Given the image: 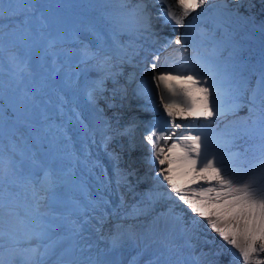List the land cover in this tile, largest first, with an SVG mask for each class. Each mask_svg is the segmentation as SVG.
I'll return each mask as SVG.
<instances>
[{"label":"rangeland","instance_id":"obj_1","mask_svg":"<svg viewBox=\"0 0 264 264\" xmlns=\"http://www.w3.org/2000/svg\"><path fill=\"white\" fill-rule=\"evenodd\" d=\"M147 1L153 29L157 33L155 37L148 39L130 33H127V35L126 31L122 30L124 22L119 24L121 30L119 36L115 33L116 28L113 26L109 27V32L106 34L104 33L105 28L102 29L92 15L89 16L85 8L79 7V4H83L85 7L87 6L86 9H92L95 3L102 2L101 5L103 9L105 8L103 11L100 10L102 14L106 16L107 21L115 22L118 25L116 11L123 9L124 15V11L127 12L131 3L135 5L136 0H128V8L120 6L122 0H27L30 6H25L24 0H0V6L3 8L2 13H0V127L6 129L7 124L18 123L17 126H14L12 133H0V159L3 161L2 167L4 169L3 208L7 206L8 202L21 205L19 208L21 212L15 215L16 219H10L8 213L2 212L0 213V221L4 218L5 223L8 221L14 223L11 233H15L14 236L21 238L23 240L21 242L28 241L23 239V236L28 233L27 228L19 227L23 226V213L26 214L27 211V219L29 220L30 211L24 209L27 204L24 192H17L14 185L17 183L16 181L20 184L23 181L26 182L25 178L29 177L28 175L32 176V173L29 172L34 169L35 178H43L47 172L54 184L56 203L47 202L49 207L58 210L60 208L66 209V212L71 211L72 215L66 220L56 217V220L49 221L45 226L33 227L32 229L35 231L43 230L45 235L42 238L35 237L31 241L44 242L54 234L61 235L67 231L71 220H75L74 222L78 224V219H80L82 223H79V225L82 226L79 233L84 236L79 237L78 233L73 237L69 236L67 241L68 244L72 245L70 248L73 249L76 245L74 242L79 240L76 243L82 247V251L77 252V256L78 253H82L83 257L74 256L78 261L88 260L89 263L93 261L95 264H111L107 255L112 253L116 258H122L123 264H178L180 260H183L184 264L186 262H188L187 264L210 263L212 251L209 248L210 240L208 236L203 238L195 232L196 237L200 236V240L203 239V245L209 250L207 255H202L203 253H200L201 255L198 253V255L196 254L198 251L195 253L193 249L186 248L187 241L184 238L181 241L177 238H180L178 235L182 234L181 230H176L178 224L168 226L169 230L167 231L164 230L163 225L159 224L160 222L155 225L150 223L144 229L142 228L143 223L136 226V222L147 221L150 218L153 221L154 217L167 211L168 208H164L166 207L164 200H169L166 198L157 199L153 207L149 199H146L150 193L155 195L162 192L167 195L168 189L163 190L158 179L155 181L157 166L147 162L150 152L147 153L149 151L148 146L144 144L142 139L145 135L143 133L146 131V125L144 127L140 125V129L137 131V124L142 122L141 119L148 116L149 121L147 123H149L156 115L151 92L138 88L142 85V82H146L152 76V73L145 71V69L152 63L153 56L157 53L158 44L164 41L162 40L164 34L168 33L174 36L175 33L172 34L169 29L172 27L171 24H164L163 21L157 19L159 4L155 0ZM209 3L212 4L211 13L201 18L204 20V24L199 22L196 24L193 19H190L197 14L196 12H199L197 10L186 20L185 26L181 27L180 34L184 37L186 32L188 40L191 42L189 46L185 45L189 49L188 57L192 56L191 53L195 51L194 47L200 50L204 49L206 54L209 53L208 51L211 52V47L199 44L201 41L200 31L196 36L195 33L190 32L191 30L202 28L203 32L208 30L207 34L215 37L218 33L224 35L228 23L233 21H229L227 17L223 16V12L217 13L215 11L223 9H221L223 0H208L204 7H209ZM231 4V0H229V6ZM113 9L114 12L111 11ZM246 9L247 7H244L240 12L245 17L251 16L250 19L247 22L232 24L226 35V37H229V42L225 43L222 49L218 48L221 55L217 57L218 55L209 54L213 57L210 63L222 64L221 60L224 58L225 68L228 70L224 76V80H226L224 87L237 97L236 102L240 104L235 112H228L225 115L230 120L225 119L224 123L239 120V124L243 128V132L237 138L236 147L230 148L232 155H228L229 152L223 154L222 150L228 149V146L218 142H213V150L223 160V164H218V167L228 169L229 172L235 171L238 173L247 172L264 160V122L261 121L259 112V109L264 107V104L259 103L261 98L264 97V83H262V76H264V42L263 45L260 43L261 35L264 36V8L255 7L254 10H251L257 12L260 16L250 12L245 14ZM206 13L207 11L204 12V14ZM214 14H219L221 17V25L217 29L211 21ZM120 17L122 18L121 14ZM112 34L116 35L118 40H115ZM246 35L251 40L247 39L250 44L255 40L256 43L233 49L232 41L235 38H244ZM124 37H127V47L120 48L118 52L117 47H121L119 42ZM97 40L100 42L98 41V43ZM144 40L148 45L144 44V47L137 48L134 55H130V59L134 63L131 67L133 72H130L131 78L129 76L125 77L126 70H120L121 67L117 65L121 58L119 54H123L121 50L126 51L125 55L127 56L134 51V45H142L140 41L143 42ZM117 42L119 45H117ZM112 43L115 44L111 46L114 49L111 52H106L104 49H108L107 47ZM130 44L133 46L130 47ZM85 48L93 51L98 50L101 57L109 56L111 59L104 68H100L99 60L101 57L85 60L82 55V50ZM168 49H163L157 53L160 57L157 63L158 68L161 66L177 68L181 63H184L180 60V57L185 54L179 51V47L170 60L167 57ZM232 53L236 59L234 63L231 62ZM145 55L149 56L148 61L144 59ZM198 57L201 59L200 56ZM198 64L199 62H194L190 64V67L195 68ZM108 65H111V67L109 68ZM95 67L99 68L95 70ZM101 70L102 72H100ZM106 70L115 73L116 76L115 82H111L113 85L109 83L111 89L107 91L105 88L106 92H103L109 100L105 103L98 100L97 104L94 105L88 99L89 92L93 88V86L90 88L89 81L93 79L97 81L98 78H102L105 76L104 72ZM117 72L118 74H116ZM121 72L123 74L122 79ZM200 72L203 74L201 78H208L211 71ZM105 80L108 81V79ZM133 86L137 88V91H133ZM114 89H117L115 93L113 92ZM119 89H125L126 91L122 92ZM254 91L258 101L257 111L250 115L249 109L252 107L250 100ZM158 92L156 97H158ZM108 103L112 106L107 107L106 104ZM226 103H231V100L227 98ZM110 114H114L113 116L116 119L115 121L113 119V122L110 123L111 128H115V124L119 125L121 118L125 128L133 124L136 125L134 131L130 135H125L120 144L113 145L112 140L110 143L112 145L108 150L120 154L119 168L121 170L125 172L135 171V175L127 177V183H130L129 186L131 188L133 186V189L137 192H134L133 189L132 191L128 189L119 191V194L116 192L119 188H117L115 182L113 161L108 156V150L101 152V135H96V127L90 125L91 119L94 118V122L97 121V118L109 120ZM89 136H94L95 139L99 137L98 141H94L93 146L90 144L93 140H89ZM130 144H134L135 147H130ZM141 149H144L143 151L146 154L139 156L143 153ZM243 152L244 156L240 157L238 162L236 160L238 154ZM33 159H35V164L32 161ZM106 161L108 162L106 163ZM143 172L147 173L139 179ZM153 178L154 180H152ZM145 180L146 182H144ZM10 181L14 182L10 183ZM132 183L135 184L132 185ZM145 184L148 185L145 186ZM108 194H112V198H114L111 201L113 202L112 207H107L106 204H101L99 208L93 206L96 202H100V197L104 198ZM50 199L52 200V196H50ZM79 201L82 202V207ZM173 201L177 203L179 208L176 211L185 214L183 219L186 221L188 219L192 223L198 221L196 231L198 230L201 233L205 225L202 219H195L193 213L188 215L189 209L186 206L175 200ZM44 204H46L45 200L41 201L39 211L44 209ZM120 205H122L121 209H119ZM150 205L154 213L151 211ZM134 209L144 211L139 215H130ZM7 210L12 211L10 208H7ZM79 212L82 213L79 214ZM105 213H108V222L105 225L102 224L103 226L98 224L97 229L100 228V230L93 229L94 218L99 215L103 216ZM84 215L86 216L83 217ZM117 217H120L121 220V224H118V226H128L130 228L127 229L125 235L119 234L120 229L117 230L119 239L116 246H113L110 238L114 234L110 232H114V230L110 229L112 226H117L114 224V219L116 220ZM40 220H42L41 217ZM35 221L38 222L37 219ZM42 221H48V219L43 218ZM27 224L25 219L24 226ZM29 225L33 226L34 223L31 221ZM48 225L49 227H46ZM134 226H136L134 228L136 233H129ZM183 228H187L188 238L194 236V231L191 234L189 233L190 230H195L194 224L186 223ZM19 230L22 234L19 233ZM70 231H73V228ZM11 233L7 232L3 240L9 242V236L13 235ZM62 240V237L59 238L57 244L62 243ZM54 242L55 240L48 246L47 253L53 249ZM68 244H66L67 247H69ZM62 248V246H58L57 250ZM231 251L233 250L231 249ZM92 252H96V254L93 255ZM222 253L223 255L220 256L225 255V251ZM188 257L194 259L189 261ZM5 258L7 259V255ZM69 258V255L35 257V263H33L34 260L32 261V259L34 258L28 257L25 261L21 257H16L14 263L67 264ZM223 258L225 264V257ZM238 264L242 263L238 262Z\"/></svg>","mask_w":264,"mask_h":264},{"label":"snow or ice","instance_id":"obj_2","mask_svg":"<svg viewBox=\"0 0 264 264\" xmlns=\"http://www.w3.org/2000/svg\"><path fill=\"white\" fill-rule=\"evenodd\" d=\"M155 2L160 5L157 19L162 20L164 24H171L176 34L174 39L166 40L162 50L173 44L180 45L179 51L185 55L180 57L184 63L177 68L164 66L158 68L157 63L160 57L155 55L152 63L145 69L152 73L148 83L154 89L152 95L156 118L146 126V134L142 139L150 152L147 162L157 166L155 176L160 184L168 189L166 196L164 193H157L154 197L150 193L149 202L154 204L157 199L166 198L182 203L191 213L195 214L194 218L206 221L211 231L238 250L242 264H264V160L243 173L229 172L228 169L218 167V164H223V160L213 150V141L205 134L204 129L199 127L202 123L211 122L213 117L235 112L240 107V104L236 102L237 97L217 84L215 73L210 72L208 78H201L202 72L189 66L194 62H199L200 58L187 56L189 49L185 45L189 40L186 32L183 39L181 38V26H185L186 19L192 13L203 9L208 0H155ZM24 3L25 6H30L27 0H24ZM231 3L235 5L234 8H229V0H223L225 10L223 16L229 21L247 22L250 17H245L240 12L245 0H231ZM261 4L264 5V0H261ZM247 5L249 9L254 7L251 0H247ZM122 7L128 8V0H122ZM2 11L3 8L0 6V13ZM211 21L214 27H220L219 14H214ZM122 30L138 37L143 36L145 39L157 35L153 29L151 13L148 11L146 0H136V4L128 8ZM82 55L85 60L101 57L98 50L93 51L88 48L82 50ZM110 59L109 56L101 57L99 67L104 68ZM108 67L110 68L111 65ZM114 76L115 73L109 71L106 76L94 82L95 88L88 95L90 103L95 104L94 92L102 95L106 90L105 79L109 77L114 79ZM262 83H264V76H262ZM155 89L159 90L158 98ZM119 90L126 91L125 89ZM116 91L117 89L113 90L114 93ZM222 96L229 98L231 103L222 102ZM259 103L264 104V97ZM250 104L252 105L249 109L251 115L257 111L258 101L255 91ZM111 106L110 104L109 107ZM259 112L260 119L264 122V107H261ZM135 127V124L130 125L123 131H117L115 135H130ZM109 132L110 125L105 123L100 141L105 151L108 150V145L114 138V135ZM130 147H135V145L130 144ZM108 156L114 164L115 182L117 185L126 184L127 177L135 175V171L125 172L119 168V153L110 151ZM2 165L3 161L0 159V208L3 207L4 200ZM25 179L31 186L33 213L39 221L40 203L47 198V193L53 190L54 184L47 172L43 178L29 176ZM102 203V201L96 202L93 206L99 208ZM143 211L134 209L130 215H139ZM96 219L101 224L103 223L101 217H96ZM161 220L166 224L169 221L180 224L181 231H187L183 228L182 215L173 207H169L167 211L154 217L152 223L155 225ZM81 226L72 222L74 234L79 233ZM44 235L43 230L32 231L26 233L23 239L42 238ZM4 236L5 233L0 230V264H14L18 256L26 261L31 254L37 251L35 248H20L21 238L14 235L9 236L10 246L6 248ZM118 239V235L111 237L113 246H116ZM186 246L191 247L187 242ZM67 251L70 257L67 264H80L72 256L73 249L69 248ZM187 259L191 261L194 258L188 257ZM178 264H184V261L180 260Z\"/></svg>","mask_w":264,"mask_h":264},{"label":"bare ground","instance_id":"obj_3","mask_svg":"<svg viewBox=\"0 0 264 264\" xmlns=\"http://www.w3.org/2000/svg\"><path fill=\"white\" fill-rule=\"evenodd\" d=\"M120 1V0H119ZM102 2H104V1H102ZM102 2H100L99 4H97V3H95V5H94V9L92 8V9H86V7L83 5V4H79V7H81V8H85V10H87L88 11V14H89V16L91 17V15H92V17L94 18V20L96 21V22H98L99 24H100V26L102 27V29L103 28H105L104 29V33H106V34H108V32H109V27L110 26H113V27H115L116 28V31H115V33L119 36V33L121 32V30H120V28H119V24L120 23H122V22H125V14L123 15V9L121 10V11H119V10H117L116 12H117V15H116V22H117V24L118 25H116L115 24V22H110L109 20L107 21V19H106V16H104L103 14H102V12L100 11V10H104L103 9V6L101 5V3ZM80 3H81V1H80ZM245 3H246V0H245ZM251 4L252 5H254V7H251L250 9L248 8V5H247V3L246 4H244V6H242L241 8H240V11L241 10H243L244 9V7H247V9L245 10V14H249V12L251 13V14H254V15H257V16H260L257 12H255V11H251V10H254L255 9V7H261V8H264V5H262L261 4V0H251ZM120 6L122 7V4H120ZM160 6V5H159ZM208 6L209 7H203V9H198L199 10V12H196L197 14L194 16V17H191L190 19H193L195 22H196V24H197V22H199V23H202V24H204L205 22H204V20L203 19H201V18H203V17H205V15H209L211 12H210V8L212 7V4L211 3H209L208 4ZM235 7V5L234 4H231V6H229V8H234ZM123 8V7H122ZM160 8V7H159ZM159 8H158V10H159ZM223 7L221 6V9H222ZM108 9V8H107ZM257 9V8H256ZM205 10H207V13L206 14H204V12H205ZM223 10V11H222ZM221 11H219V9H217V10H215L217 13H221V12H224L225 10L224 9H222ZM111 11H113L114 12V9L113 10H111ZM86 12V11H85ZM254 12V13H253ZM124 13H126L125 11H124ZM85 14V13H84ZM120 14L122 15V18L120 17ZM223 14V13H222ZM262 15V14H261ZM251 17V16H250ZM261 18V17H260ZM189 19V17L186 19V20H188ZM160 21H162V20H160ZM208 21V20H207ZM248 21V20H247ZM264 21V20H263ZM233 23H237L235 20H233L232 22H230V23H228V27H227V30L225 31V34L224 35H222V34H220V33H218L215 37H213V35H211V34H207V32H208V30H204V32H203V30H202V28H200V29H194V30H191L190 32L191 33H195L196 34V36L199 34V31H200V38H201V41H200V43L199 44H202V45H204V46H208V47H211V52L210 51H208L209 53H207L206 54V51L204 50V49H197L196 47H194V52H192L191 53V55L192 56H200L201 57V59H200V61H199V64L198 65H196L195 66V68H196V70L197 71H203V72H208V71H211V73H215V77H216V81H217V84L220 86V87H222V89H225V87H224V84L226 83V80H224V76H225V74H226V71H228V70H226V68H225V64L226 63H224V58L221 60V63L222 64H220V63H210V61H211V59L213 58V57H211V55L212 54H214V55H218L217 57H219L220 55H221V53L220 52H218V48L220 47L221 49L225 46V43H227V42H229V37H226V35L228 34V31L231 29V26H232V24ZM264 23V22H263ZM170 25V24H169ZM187 25H188V23H187ZM99 26V25H98ZM204 26V25H203ZM182 27V26H181ZM170 29V31L172 32V34H173V26L171 27V28H169ZM168 29V30H169ZM183 29V28H182ZM207 29V28H206ZM216 29H217V27H216ZM187 30V29H186ZM106 31V32H105ZM223 31V30H222ZM123 32V31H122ZM215 32H217V31H215ZM127 33H129V32H127L126 31V34ZM182 33V32H181ZM251 33V32H250ZM184 34V33H183ZM247 34V33H246ZM102 35V34H101ZM105 35V34H104ZM113 35V37L115 38V40H118V37L116 36V35H114V34H112ZM128 35V34H127ZM175 35L176 34H174V36H171V34L169 35L168 33H165L164 34V37H163V39L162 40H164V41H166L167 39H174L175 38ZM181 35V34H180ZM193 35V34H192ZM188 36V35H187ZM100 37V36H99ZM103 37V36H102ZM128 37V36H127ZM127 37H124L119 43H120V45H121V47H117V51L119 52V49L120 48H122L123 47V49L124 48H126L127 46ZM195 37V36H194ZM158 39H161V38H159V37H157ZM166 38V39H165ZM181 38L183 39V35H181ZM250 38V37H249ZM102 39V38H101ZM156 39V38H155ZM194 39H196V38H194ZM248 39V35H246L244 38H235L234 39V41H232L233 42V45H232V48L233 49H236L237 47H243V46H245V45H248V44H250L249 43V41H251V40H247ZM254 39V38H253ZM200 40V39H199ZM99 40H97V42H98ZM164 41L163 42H161L160 44H158V47H157V53L159 52V51H161L162 50V46H163V44H164ZM100 42V41H99ZM98 42V43H99ZM117 42V45H119V43ZM141 42V44L142 45H134V47H133V49H134V51L132 52V53H130V54H128L127 56L125 55L126 54V51L124 52V51H122L121 50V53H123V54H119L120 56L119 57H121L120 59H119V61H118V66H120L121 68H120V70L121 69H124V70H126L125 71V77H130L131 78V73L133 72V70H131L132 68L131 67H133V65H134V63H133V61L130 59V55H134V53L137 51V48H141L144 44H146V45H148V43L144 40L143 42L142 41H140ZM197 42V41H196ZM195 42V43H196ZM263 42H264V36L263 35H261V37H260V43H261V45H263ZM190 43L191 42H188L186 45L187 46H189L190 45ZM256 43V40L253 42V43H251L250 45H252V44H255ZM110 45V44H109ZM115 44H111L110 46H108L107 48L108 49H104V50H106V52H111L114 48H112L111 46H114ZM215 47L214 48V50H213V47ZM144 47V46H143ZM173 47V48H172ZM178 47H179V49L181 48L180 47V45H176V47H175V45L173 44L172 46H170L169 47V49L167 50L168 51V60H170V58H172V57H174V55H175V52H176V50L178 49ZM186 47V46H185ZM160 48V49H159ZM206 48V47H205ZM154 49H155V47H154ZM216 53H215V52ZM131 52V51H130ZM165 52V51H164ZM157 53L155 54V55H157ZM209 54H211V55H209ZM207 55H209V56H207ZM124 57V59H122ZM224 57V56H223ZM126 58V59H125ZM210 58V59H209ZM233 58V59H232ZM144 59H147V61H148V59H149V56H147V55H145L144 56ZM216 60V59H215ZM147 61H146V63H147ZM218 61V60H217ZM229 61V60H228ZM236 61V59L234 58V56H233V53L231 54V62H235ZM175 62H176V60H175ZM179 62H181V61H179ZM178 62V63H179ZM173 63V62H172ZM132 65V66H131ZM172 65V64H171ZM190 66V65H189ZM99 67H95V70H97ZM101 68V67H100ZM100 72H102V70L100 71ZM119 72V71H118ZM118 72L116 73V74H118ZM131 72V73H130ZM108 73V71L106 70L105 72H104V74H105V76H106V74ZM210 73V72H209ZM121 74V79L123 78V74H122V72L120 73ZM97 75V74H96ZM133 75V74H132ZM90 77V76H89ZM104 77V76H103ZM204 78V77H203ZM108 79V81L107 80H105L104 81V87L107 89V91H108V89H111V87H110V84L111 85H113V83H111V82H113V81H115V79H116V76H114V79L113 78H111V77H109V78H107ZM97 80H99V78L97 79ZM136 80V79H135ZM142 80H144V79H142ZM96 80H90L89 82H90V88L93 86V88H92V90L95 88V84H94V82H95ZM147 81H149V79L147 80ZM142 82V85H140L139 86V88L138 89H141V88H143V89H145L146 91H148V92H151V94H152V92L154 91V89L152 88V86H151V84H149L148 82ZM88 83V82H87ZM110 83V84H109ZM107 84H109L108 86H107ZM129 84H130V82H129ZM119 85V84H118ZM227 85V84H226ZM131 86H132V83H131ZM116 88H117V86H116ZM143 89H141V90H143ZM133 91H137V88H135L134 86H133ZM159 90L158 89H155V94H157V92H158ZM104 92H106V90L104 91ZM93 94H95L94 96L96 97V101H95V104H97V101L98 100H100L101 102H103V103H105L106 101H108L109 100V98L106 96V94H100V93H98V92H94ZM144 94V93H143ZM158 95H159V92H158ZM153 96V95H152ZM152 98V97H151ZM158 98V97H157ZM221 99H222V102H224V103H226V100H227V97H224V96H222L221 97ZM137 102L138 103H140L139 102V100H137ZM99 103V102H98ZM94 104V105H95ZM107 105V107H109L108 105H110V103H108V104H106ZM92 108V107H91ZM150 110V109H149ZM143 113H146L145 111H143ZM228 114V113H227ZM226 114V115H227ZM114 114H110V116H109V120L108 119H106V118H104V119H102V118H97V121L96 122H94V118L93 119H91L92 121H91V124L90 125H93V126H95L96 127V135H101L102 136V130L104 129V126H105V123H107L108 125H110V123H112L113 122V119H114V121L116 120L114 117L115 116H113ZM146 115H147V113H146ZM145 115V116H146ZM120 117V116H119ZM156 118V115H154V117L151 119V121L152 120H154ZM225 119H228V120H230V118L228 117V116H221V117H213L212 118V120H211V122H207V123H203V124H200L199 125V127H202L203 129H204V132H205V134L213 141V142H218V143H220V144H222V145H224V146H228V149H223L222 150V153L224 154L225 152H229V154L228 155H232L231 154V147H233V146H235L236 147V145H237V138L238 137H240V135H241V133L243 132V128H242V126H241V124H239V120H237V121H235V122H233V121H229L228 123H224L225 122ZM141 121L142 122H140V124H137V126H138V129H137V131H139V129H140V125L141 126H147L149 123H147L148 121H149V118H148V116L147 117H145L144 119H141ZM147 123V124H146ZM98 126H97V125ZM119 125H117V124H115L114 126H115V128H111L110 127V132H109V134H111V135H114V138H113V145H116V144H120V142H121V140L123 139V137H125V135H115V133L117 132V131H123V129H125V124L122 122V118L120 119V121H119V123H118ZM143 134H146V131H145V133H143ZM194 134H198V133H194ZM138 137V136H137ZM88 139L89 140H93V141H91V145L93 146V144H95L94 143V141H98V139H99V137L97 138L96 137V139H95V137L93 136H89L88 137ZM112 144H110V145H108V148H110L111 147V145ZM103 147V146H102ZM102 147H100V150H101V152L102 151H104V152H106L105 151V149H104V147L102 148ZM144 149H141V151H143ZM146 150V149H145ZM107 152H109V150L107 151ZM145 151H143V153H141L139 156H141V155H143V154H146V153H144ZM149 151H147V153H148ZM137 154V153H136ZM227 155V156H228ZM138 156V157H139ZM244 156V152L243 153H241V154H238V157H237V161L239 162V159H240V157H243ZM130 157V156H129ZM224 157H226L225 155H224ZM235 157V156H234ZM234 159V158H233ZM108 161H106V163H107ZM133 181V180H132ZM143 184V183H142ZM130 185V183L128 184H124V183H121L120 185H117V188H119V190L117 189L116 190V192L119 194V191H126L127 189L128 190H131L132 191V189H133V186H132V188L129 186ZM132 185H133V183H132ZM151 185V184H150ZM149 185V186H150ZM122 189V190H121ZM134 190V189H133ZM153 191V190H152ZM134 192H137V190H134ZM162 193V192H161ZM132 194V193H131ZM165 194V193H164ZM166 195V194H165ZM93 196H95V195H93ZM118 196V195H117ZM117 196H116V199H117ZM153 196L155 197V195H154V193H153ZM144 197V196H143ZM114 198H112V194H108V196H106V197H100V201H102L103 203L102 204H106V206L108 207V206H110V207H112V204H113V202H111L112 200H113ZM147 200H148V198H146ZM166 203V207H164V208H169V207H173L174 209H175V211L178 209L179 210V208H178V205H177V203L176 202H174L173 200H164ZM129 202V201H128ZM122 203V202H121ZM172 206H171V205ZM182 204V203H181ZM123 206H124V204H123ZM121 207H122V205H120V207H119V209H121ZM153 207H154V204H153ZM182 207V206H181ZM117 208V207H116ZM150 208H151V211L153 212L154 210H153V208H152V206L150 205ZM157 208V207H156ZM118 209V208H117ZM183 210V209H182ZM117 211V210H116ZM177 212V211H176ZM154 213V212H153ZM178 213H180L181 215H182V217L184 218L185 217V214L184 213H182V212H178ZM123 215V214H122ZM188 215H192V213H191V211L189 210V214ZM108 213H105V215H99V216H96V217H101L102 218V220H103V225H105V223H107L108 222ZM120 216V215H119ZM124 217H125V215H123ZM96 217L94 218V227H93V229H97V227H99L98 226V224H101L97 219H96ZM107 217V218H106ZM126 218V217H125ZM196 219V218H195ZM184 220V224H183V227H184V225L186 224V223H191V224H194V226H195V230H190L189 231V233L191 234V233H193V231H194V236L192 237V238H188L187 237V231H185V232H182V234H179L178 236H180V238L179 237H177L178 239H180V241L184 238L186 241H187V243L188 244H190L191 245V247H188L187 248V246H186V248L187 249H193L194 251H195V253H196V251H198L196 254H200V253H203L202 255H207V251H209L208 249H207V247H205V245H203V242H202V240L203 239H201L200 240V236L201 237H203V238H207V236L209 237V248L211 249V251H212V257H211V259H210V263L209 264H224L223 263V257H225V264H238V262H241L242 263V258L241 257H239V255H238V250L237 249H235L233 246H231V245H229V244H227L225 241H223L216 233H214L213 231H211V229L207 226V223H206V221H204L203 219H202V221L204 222V230L203 231H201V233L200 232H198V230L196 231V229H197V227H198V221H194V223H192L191 221H189L188 219H187V221L185 220V219H183ZM198 220H200V219H198ZM114 221H115V223L114 224H116L117 226L115 227V226H112L111 227V229L110 230H114V232H110V233H113L114 235H119V234H124L125 235V233H127L126 231H127V229L128 228H130V227H128V226H118V224H121V220H120V217H117L116 218V220L114 219ZM160 223V225H163L164 226V230H169V228H168V226L170 227V226H173L172 224H174L173 222H171V221H169L167 224L163 221V220H161V221H159ZM143 223V226H142V228L144 229L145 227H147L150 223H152V220H151V218L149 219V220H147V221H144V220H142V221H139V222H136V226H138V225H140V224H142ZM197 223V224H196ZM97 224V225H96ZM101 224V225H102ZM135 224V223H134ZM102 225V226H103ZM136 226H134L133 228H131V231L129 232V233H133V234H135L136 232H135V230H134V228L136 227ZM203 228V227H202ZM120 229V230H119ZM185 229H187V228H185ZM97 230H100V228L99 229H97ZM117 230H119V234H118V232H117ZM176 230H181V225L180 224H178V227H177V229ZM195 232L196 233H199V235L200 236H197L196 237V234H195ZM159 233V232H158ZM112 234V235H113ZM123 235V236H124ZM159 235H161L162 236V234L161 233H159ZM79 237H83L84 235L82 234V233H79V235H78ZM78 236H76L77 238H78ZM182 245V244H181ZM184 247H185V245H184ZM205 248H206V250H205ZM203 250V251H201V250ZM231 249L233 250V251H231ZM223 251H225V255L224 256H220L221 254L223 255ZM214 252H215V254H214ZM219 253V254H218ZM110 253H108V255H107V257H108V259L110 260V263L111 264H123V262L121 261L122 260V258H116L115 257V255L114 254H110ZM198 254V255H199ZM201 255V254H200ZM201 257V256H200ZM199 257V258H200ZM202 259V258H201ZM117 260H119V261H117ZM115 262V263H114ZM188 262H186V264H187ZM201 264H203V263H201ZM208 264V263H207Z\"/></svg>","mask_w":264,"mask_h":264},{"label":"crops","instance_id":"obj_4","mask_svg":"<svg viewBox=\"0 0 264 264\" xmlns=\"http://www.w3.org/2000/svg\"><path fill=\"white\" fill-rule=\"evenodd\" d=\"M33 161V163L35 164V159H33L32 160ZM33 164V165H34ZM29 173H32L31 175H32V177H34L35 178V170L33 169L31 172H29ZM40 175V174H39ZM28 176H30V175H28ZM17 183H15V187H16V191L17 192H20V191H23L24 192V194H25V197H26V199H27V204L25 205V207H24V209L26 208L27 210H29L30 211V214H29V220L27 219V215H28V213H27V211H26V214H24L23 213V216H24V220H22L23 221V226H21V227H19V228H22L23 227V229L24 228H27V231L28 232H32V231H35V230H33L32 228L33 227H35V228H38L39 226H41V225H47L48 223H49V221H54V220H56L55 218L56 217H59V218H63V220H66V219H68L71 215H72V212L71 211H69V212H66L67 210L66 209H63V208H60L59 210L57 209V208H51V207H49V205H48V203L47 202H51V203H56V192H54V188H53V190L51 191V192H49V193H47V201H46V199H45V202H46V204H44L45 206H44V209H42V210H40L39 212H40V214H41V218H42V220H43V218H47L48 219V221H42V220H40V221H38L37 223H36V221H35V219H37L36 218V216H35V214L33 213V201H32V197H31V186L27 183V181L26 182H24L23 181V183L22 184H20L18 181H16ZM34 183H35V180H34ZM50 196H52V200L50 199ZM5 198H7V197H5ZM79 204H80V206L82 207V202L81 201H79ZM20 206L21 205H17V204H14L13 202H8L7 203V206H5L4 208L2 207V208H0V213H8L9 214V216H10V219H12V218H15L16 219V216L15 215H17L19 212H21V210L19 209L20 208ZM7 208H10V209H12V211L11 210H7ZM25 209V210H26ZM70 209V208H69ZM2 210V211H1ZM14 210V211H13ZM76 213V212H75ZM82 212H79V214H81ZM86 215H84L83 217H85ZM76 217V216H75ZM81 217H82V215H81ZM8 218V217H7ZM72 218V217H71ZM25 219H26V221H27V225L26 226H24L25 225ZM34 223V225L33 226H30L29 224H31V221ZM79 220V222H78V224L79 223H82L81 222V220L80 219H78ZM73 221H75V220H71V224L70 225H68V228H67V231H65V232H63V234H58V236L56 235V234H54L49 240H47V241H44V242H39V240H34V241H31L33 238H35V237H33L31 240H28V241H26V242H21L20 244H19V247L20 248H35V249H37V251L34 253V254H31L29 257H31V258H34V259H32V261H33V263H35V257H40V258H45V257H50V256H57V255H62V256H68V249L70 248V246H72L71 244H68L67 243V241H68V239H69V236H74L75 234L73 233V231H70L71 229H72V222ZM36 223V224H35ZM13 226H14V223H9V221L7 222V223H5L4 222V218L2 219V221H0V229H2V231H4V232H9V233H11V231H12V228H13ZM46 227H49V225L48 226H46ZM53 229H54V227H52ZM23 231V230H22ZM6 232V233H7ZM5 233V234H6ZM19 233L20 234H22V232H21V230H19ZM11 234H13V235H15V233H11ZM8 235V234H7ZM20 237H22L21 235H20ZM63 238V240H62V243H60L59 245L57 244V240L59 239V238ZM71 237V238H72ZM111 239V238H110ZM55 240V245H54V247H53V249L50 251V252H48L47 253V248H48V246L53 242ZM77 240V239H76ZM21 241H23V240H21ZM76 242H79V240L78 241H76ZM76 242H74V244H76L75 245V247L73 248V250H75V251H72V256H77V252H81L82 251V247L79 245V244H77ZM53 243V244H54ZM52 244V245H53ZM66 244H68V246L69 247H67V245ZM73 244V245H74ZM51 245V246H52ZM10 246V243L9 242H6L5 241V247L7 248V247H9ZM58 246H62L63 248L62 249H58L57 250V247ZM82 254V253H81ZM81 254H79L78 253V256L77 257H80V258H82L83 256L81 255ZM92 254L93 255H95L96 254V252H92ZM17 258H19V256L17 257ZM79 262H80V264H93V261H91L90 263L88 262V260H86V261H80L79 260ZM14 264H19L18 262H15ZM23 264V263H22Z\"/></svg>","mask_w":264,"mask_h":264},{"label":"water","instance_id":"obj_5","mask_svg":"<svg viewBox=\"0 0 264 264\" xmlns=\"http://www.w3.org/2000/svg\"><path fill=\"white\" fill-rule=\"evenodd\" d=\"M143 66H144V64H143ZM133 81V80H132ZM142 116V115H141ZM18 125V123H10V124H8V128L4 131L1 127H0V133L1 134H4V133H12L13 132V128H14V126H17ZM147 172H143V174L142 175H140V177H139V179H141L142 177H143V175L144 174H146ZM150 173V172H149ZM151 174H153L152 172H151ZM151 174H150V177H151ZM115 175V174H114ZM144 182H146V180L144 181ZM143 182V183H144ZM135 184V183H134ZM133 184V185H134Z\"/></svg>","mask_w":264,"mask_h":264},{"label":"flooded vegetation","instance_id":"obj_6","mask_svg":"<svg viewBox=\"0 0 264 264\" xmlns=\"http://www.w3.org/2000/svg\"><path fill=\"white\" fill-rule=\"evenodd\" d=\"M7 126H8V124H7Z\"/></svg>","mask_w":264,"mask_h":264}]
</instances>
